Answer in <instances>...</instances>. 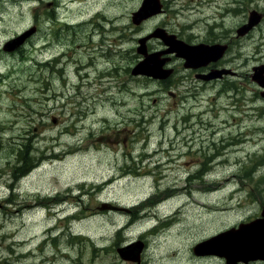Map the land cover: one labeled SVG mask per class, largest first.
Returning a JSON list of instances; mask_svg holds the SVG:
<instances>
[{
  "label": "rangeland",
  "instance_id": "rangeland-1",
  "mask_svg": "<svg viewBox=\"0 0 264 264\" xmlns=\"http://www.w3.org/2000/svg\"><path fill=\"white\" fill-rule=\"evenodd\" d=\"M142 1L0 0V264H136L117 252L138 240L141 264H225L192 248L264 208V19L234 38L223 82L131 74L157 28L236 36L252 11L264 18V0H164L134 26ZM32 26L28 44L3 51ZM130 153L151 162L130 168Z\"/></svg>",
  "mask_w": 264,
  "mask_h": 264
},
{
  "label": "flooded vegetation",
  "instance_id": "flooded-vegetation-1",
  "mask_svg": "<svg viewBox=\"0 0 264 264\" xmlns=\"http://www.w3.org/2000/svg\"><path fill=\"white\" fill-rule=\"evenodd\" d=\"M199 4L202 5V3H205L207 7H213L214 6V0L207 1L206 0H196ZM162 7L165 12V6L166 3L164 0H161ZM233 6V2L228 3L227 7L223 10L222 15H225L227 12H229L230 7ZM196 7H194L193 10H195ZM167 10V9H166ZM196 13V12H195ZM261 17V16H260ZM263 17V15H262ZM264 18H262L263 20ZM249 19L247 20L248 24ZM244 24L241 29L237 28L235 33L236 36H229L227 32L223 30V25L222 24H205V29H204V35L203 36H196L194 34V31L196 30V24L192 23V25L189 27V36L187 39H182L179 37V35L175 34L179 40H183L185 43L189 45H205V46H221L222 48L224 47V56L216 61H212V59H209L205 65H203V62L198 63L200 66L197 68H185L184 66V61L177 57V54L169 53L167 50H172V45L169 40H164L162 39V42L155 39V47L152 48L150 47V42L147 43V48L149 53H156L158 55V58L160 60L165 59L167 62L165 68L171 69V74L169 78L166 80H161L159 81L160 83L164 85H169L170 87L177 88L181 86V79L187 72H194L195 73V78H187L185 80V84L187 87L193 86L194 89H201L203 86H207L209 84H213L216 82H223L225 81V78L229 76L235 75L234 72H232L233 69H231L232 63H230L226 57L229 54L234 38H239L237 33L242 32L244 30ZM165 29H167L170 34H174L171 32V30L165 25L163 26ZM254 28V27H253ZM252 28V29H253ZM167 44L170 46L167 48ZM166 45V47L164 46ZM220 71L223 72L224 74L221 75ZM185 73V74H183ZM183 74V75H182ZM217 74V75H216ZM146 156V157H145ZM124 157H129V164L130 168H136V166H139L143 162V158L145 157V161L151 162V156L149 155H143L139 156V161H135V158L130 154L124 155ZM125 174V173H123ZM126 174H133L131 172H128Z\"/></svg>",
  "mask_w": 264,
  "mask_h": 264
},
{
  "label": "water",
  "instance_id": "water-1",
  "mask_svg": "<svg viewBox=\"0 0 264 264\" xmlns=\"http://www.w3.org/2000/svg\"><path fill=\"white\" fill-rule=\"evenodd\" d=\"M144 7H145L144 11H147L148 9H150V11H152L151 12L152 15L159 12V10L161 9V6L158 3V0H145ZM139 15L140 16L143 15L142 8L137 13L133 14V18L134 19L137 18V20L134 21L136 24L139 23V20H138V18L140 17ZM259 20H260V16H256L253 14L249 18V23L243 27L244 30L240 33L238 32V34L243 35V34L247 33L254 25H256L259 22ZM29 32H30V34H29ZM33 32H34V30L28 31L25 33L26 35L23 34L22 36H20L21 38L19 37V38L13 40L12 42L15 43V45L12 46L9 49V51L14 50L16 47H18L20 44H22L24 42V40L27 37H29ZM156 36L159 37L157 34L153 33L150 37H156ZM150 37H148V38H150ZM148 38L146 37V38L141 39L139 41V43L141 45H143L144 42ZM160 38L164 39L163 37H160ZM19 40H21V41H19ZM142 50H145L144 46H142V48L139 49L138 52L140 51L139 53H141ZM172 52H175L176 54L179 53V55H177V56H179L185 60V62H186L185 66H190V64H192L193 67H197V66H199V65H195V62L197 60L202 61L204 58L208 59V57L211 54H213L214 58L216 59L223 54L224 47L222 48L221 46H215L213 49L212 48L210 49L207 47L205 48V46H197V47H193V48L189 49L186 46L180 47L178 45H175ZM263 233H264V210L262 211L260 218L256 219L254 222H252L248 225L241 226V229H239V231H237V232L230 231V232L222 234V235L218 236L217 238L213 239L214 241L213 240L212 241L214 243L215 254L222 256V257H225L226 263H236L237 261H240V260L247 262V261L252 260V259L253 260L254 259L255 260H260V259L262 260L263 259L264 260V247H263L264 246V238H262ZM246 239L248 241V245H250V248H245L244 252H246V253H243L239 257L231 259L230 255L228 253L229 246L237 242L238 246L240 247L243 245L241 242L245 241ZM219 240H221V241H219ZM257 247H263V248L259 249ZM122 257H124V255Z\"/></svg>",
  "mask_w": 264,
  "mask_h": 264
},
{
  "label": "bare ground",
  "instance_id": "bare-ground-1",
  "mask_svg": "<svg viewBox=\"0 0 264 264\" xmlns=\"http://www.w3.org/2000/svg\"><path fill=\"white\" fill-rule=\"evenodd\" d=\"M201 207L204 208L205 206L202 205ZM219 210H224L226 212V211H228V208L223 207L222 209L220 208ZM232 210H233V208H232Z\"/></svg>",
  "mask_w": 264,
  "mask_h": 264
},
{
  "label": "trees",
  "instance_id": "trees-1",
  "mask_svg": "<svg viewBox=\"0 0 264 264\" xmlns=\"http://www.w3.org/2000/svg\"><path fill=\"white\" fill-rule=\"evenodd\" d=\"M33 166H31L27 171H24L23 173H26L28 172ZM22 169L24 170L25 169V165L22 167Z\"/></svg>",
  "mask_w": 264,
  "mask_h": 264
}]
</instances>
